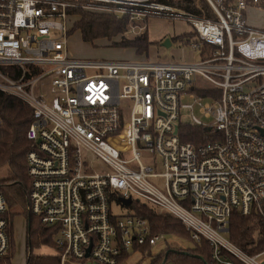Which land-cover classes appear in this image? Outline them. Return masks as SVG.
I'll return each instance as SVG.
<instances>
[{
    "label": "built area",
    "instance_id": "2783aa9c",
    "mask_svg": "<svg viewBox=\"0 0 264 264\" xmlns=\"http://www.w3.org/2000/svg\"><path fill=\"white\" fill-rule=\"evenodd\" d=\"M79 2L130 14L129 30L147 29L152 16L182 18L199 59L75 58L68 20ZM208 2L215 17L154 0H0V91L33 109L26 211L58 227L60 264H122L134 246L156 245L162 233L135 201L206 238L215 264H262L264 251L229 239L235 210L264 217V29L245 15L261 0ZM184 125L206 134L184 141ZM7 210L0 191V259L10 249Z\"/></svg>",
    "mask_w": 264,
    "mask_h": 264
},
{
    "label": "trees",
    "instance_id": "16d2710c",
    "mask_svg": "<svg viewBox=\"0 0 264 264\" xmlns=\"http://www.w3.org/2000/svg\"><path fill=\"white\" fill-rule=\"evenodd\" d=\"M158 3L172 5L187 12L215 17V11L208 0H154ZM70 11V10H69ZM130 17L109 16L99 13H85L83 20L77 24L85 41H93L100 37L111 38L121 34L122 40L116 42L117 46L134 48L137 53H146L155 42L150 41L148 31L144 30L133 37H126ZM124 34V36H123ZM191 34L185 33L172 38L182 45L189 42ZM207 95V92L202 93ZM33 120V109L21 99L0 91V167L6 166L9 179H1L0 191L6 197L8 210V232L10 236V249L8 254L0 259V264H13L14 252V227L13 218L17 214L11 210L16 205V198L11 195L18 187L27 206L30 190V177L28 175L27 154L31 149V142L27 137V130ZM184 141L196 142L204 136L205 130L194 125L182 126ZM131 208L135 214L146 218L152 229V233H173L181 237L190 238L195 246L193 248L177 249L168 247L163 250L151 264H162L163 261H172L177 264H215L211 255L212 247L206 238L196 240L185 224L178 217L166 212H160L155 207L140 201H135ZM26 211V210H25ZM27 212V211H26ZM28 221L27 229V259L26 264H60L58 250L54 255H35L34 247L48 245L57 248L55 238L58 227L49 226L40 221V218L25 213ZM229 239L243 251L254 255L264 251V217L256 214H243L235 210L230 217ZM142 252H147L151 246L144 244L134 246ZM127 255H123L120 262H124ZM234 264H246L233 256Z\"/></svg>",
    "mask_w": 264,
    "mask_h": 264
},
{
    "label": "rangeland",
    "instance_id": "374dc122",
    "mask_svg": "<svg viewBox=\"0 0 264 264\" xmlns=\"http://www.w3.org/2000/svg\"><path fill=\"white\" fill-rule=\"evenodd\" d=\"M69 20L68 26L70 27L68 32V52L75 58L83 59H112V60H129L138 61L147 59L149 61H160V62H191L199 59V53L188 45H182L172 39L170 46H163L161 44H155L150 47L146 53H137L133 48L117 46L116 42L122 40V35L118 34L111 38L100 37L93 41H85L82 37V33L79 29L75 30L80 20H83L85 13H99L109 16H115V12L108 11L103 8L96 6L84 5L83 2H79L76 6L69 9ZM253 12V16L256 23L250 24L256 28L264 29V6H253L247 9V20L251 19L250 13ZM130 17V14H126ZM138 23L141 20H136ZM147 30L149 39L156 37L167 36L173 38L174 36L189 33L190 26L186 20L182 18H167L162 16H152L147 21ZM131 24H129V29ZM125 32L126 37H133L137 33L144 30L135 28ZM123 34V36H124ZM195 113L207 121L208 118L204 117L199 113L196 108ZM182 117L185 122L191 123V110L182 109ZM208 122V121H207ZM145 162V159L142 158ZM1 179L8 180V170L6 166L0 167V182ZM11 195L16 198V205L12 206L11 210L16 212L13 218L14 227V252L12 256L13 264H26L27 259V229L28 221L27 213L25 210L26 202L23 199V195L20 193L18 187L15 189V193ZM120 208L118 211H122ZM225 236V234H224ZM56 238V236H54ZM194 242L188 237H181L173 233H162L160 240L156 245L152 246L147 252H142L138 249H131L130 255L123 264H151L152 261L159 256V254L167 249L173 247L177 249L193 248ZM33 253L35 255H54L57 253V248L49 247L48 245H42L40 247H34ZM262 260V258H259Z\"/></svg>",
    "mask_w": 264,
    "mask_h": 264
},
{
    "label": "crops",
    "instance_id": "0c3cea01",
    "mask_svg": "<svg viewBox=\"0 0 264 264\" xmlns=\"http://www.w3.org/2000/svg\"><path fill=\"white\" fill-rule=\"evenodd\" d=\"M260 6L262 5V6H264V0H261V2H260V4H259ZM259 5L258 4H251V5H249L248 7H247V9L248 8H250V7H253V6H258L259 7ZM247 9H246V11H247ZM245 11V12H246ZM245 15H246V18H247V13H245ZM250 15H251V19L249 20V22L248 23H250V24H253L254 25V23H256V20H255V18H254V16H253V12H251L250 13ZM248 21V20H247ZM182 35V34H181ZM177 36H179V35H177ZM174 37H176V36H174ZM173 37V38H174ZM166 38H168L166 35L165 36H160V37H156V38H154V39H151L150 41H153V42H155V44H161V45H163V42L166 40ZM172 39V38H171ZM155 44H153V45H155ZM152 45V46H153ZM151 46V47H152ZM164 46V45H163ZM134 49V48H133ZM135 50V49H134Z\"/></svg>",
    "mask_w": 264,
    "mask_h": 264
},
{
    "label": "water",
    "instance_id": "95a60500",
    "mask_svg": "<svg viewBox=\"0 0 264 264\" xmlns=\"http://www.w3.org/2000/svg\"><path fill=\"white\" fill-rule=\"evenodd\" d=\"M171 43H172V39L168 37V38H166V40L163 42V45L168 47V46L171 45ZM131 202H132V199H131V198L123 199V203H124L125 205H127V206H129V205L131 204ZM88 251H90V247H89ZM87 255H88V254H87ZM88 264H98V263L90 262V263H88ZM122 264H123V263H122ZM262 264H264V259L262 260Z\"/></svg>",
    "mask_w": 264,
    "mask_h": 264
}]
</instances>
